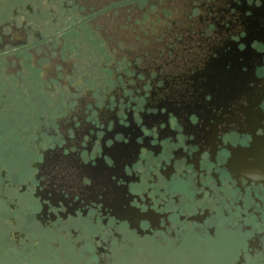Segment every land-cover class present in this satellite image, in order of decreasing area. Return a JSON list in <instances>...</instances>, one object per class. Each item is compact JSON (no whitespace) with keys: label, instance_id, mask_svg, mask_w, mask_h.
Masks as SVG:
<instances>
[{"label":"flooded vegetation","instance_id":"1","mask_svg":"<svg viewBox=\"0 0 264 264\" xmlns=\"http://www.w3.org/2000/svg\"><path fill=\"white\" fill-rule=\"evenodd\" d=\"M0 264H264V0H0Z\"/></svg>","mask_w":264,"mask_h":264},{"label":"snow or ice","instance_id":"2","mask_svg":"<svg viewBox=\"0 0 264 264\" xmlns=\"http://www.w3.org/2000/svg\"><path fill=\"white\" fill-rule=\"evenodd\" d=\"M208 100H211L212 97L209 96L207 97ZM117 139H122V137H118ZM127 142H125L126 144ZM124 147V145H116V148L112 150L111 152V159L105 157V161H106V165L107 166H110L109 167V176H110V179L115 182L116 181V177L111 175V172L112 171H115V166L117 164H119L121 162V152H120V149ZM97 177L96 176H93L91 179H83V183L84 184H89L91 185L92 183H94V181H96ZM79 198V197H77Z\"/></svg>","mask_w":264,"mask_h":264}]
</instances>
